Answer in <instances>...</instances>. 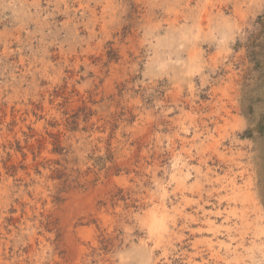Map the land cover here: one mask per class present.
<instances>
[{
    "label": "rangeland",
    "instance_id": "obj_1",
    "mask_svg": "<svg viewBox=\"0 0 264 264\" xmlns=\"http://www.w3.org/2000/svg\"><path fill=\"white\" fill-rule=\"evenodd\" d=\"M0 264H264V0H0Z\"/></svg>",
    "mask_w": 264,
    "mask_h": 264
},
{
    "label": "bare ground",
    "instance_id": "obj_2",
    "mask_svg": "<svg viewBox=\"0 0 264 264\" xmlns=\"http://www.w3.org/2000/svg\"><path fill=\"white\" fill-rule=\"evenodd\" d=\"M156 203V202H155ZM167 206V205H166ZM155 208H156V211L157 212H159V213H163L164 211H165V206H164V204H163V202H159V203H157L156 205H155ZM154 215V214H153ZM154 217H156V216H154ZM153 217V219H152V222L153 223H155L156 222V220H157V218H154Z\"/></svg>",
    "mask_w": 264,
    "mask_h": 264
}]
</instances>
